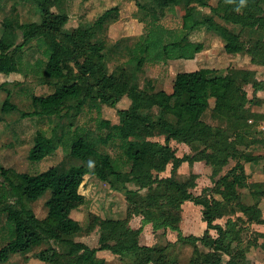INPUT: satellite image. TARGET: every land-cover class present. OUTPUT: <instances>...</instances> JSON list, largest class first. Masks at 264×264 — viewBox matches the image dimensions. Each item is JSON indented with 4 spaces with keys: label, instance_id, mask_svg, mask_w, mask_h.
<instances>
[{
    "label": "trees",
    "instance_id": "1",
    "mask_svg": "<svg viewBox=\"0 0 264 264\" xmlns=\"http://www.w3.org/2000/svg\"><path fill=\"white\" fill-rule=\"evenodd\" d=\"M3 1L6 0H0V11ZM9 1L32 3L40 20L17 24L22 37L18 45L11 22L5 21L4 28L8 30L0 39V73L4 76L15 73L18 53L35 40L44 48L46 58L38 75L39 85L55 88L46 96L33 95L32 110L20 112V117L71 120L85 107L94 109L97 117L93 130L73 131L71 121L59 134L57 128L52 134L38 131L28 155L29 161L40 162L62 147L69 158L83 162L82 165L56 166L34 175L16 173L0 165V178L7 186L0 188V215L6 216L0 262H7L13 255H21L27 262L31 254V258L43 264H106L97 254L108 251L122 264H181L172 259L167 248L191 245L193 253L186 264H250L249 251L264 250V233L256 232V237L245 246L242 233L246 223L264 225L258 206L259 199L264 197V183L248 182L246 164L258 163L263 158L248 149L264 145L242 128L256 118L252 114L249 117L247 105L264 102L256 97V93L264 91V82L256 78L253 70L229 67L221 73L202 68L177 74L171 92H149L139 87L136 73L145 63L193 60L204 46L188 38L202 29L222 40L231 61L239 57L249 65L264 67V0H245L243 5L240 0H218L215 6L209 0H136L140 13L137 19L146 25V33L135 47L131 71L110 70L105 45L96 37L102 26L117 14V8L105 10L92 24L67 31L68 15L52 12V7L63 0ZM180 4L185 5L181 16L185 35L181 40L171 39L162 21L167 15H175ZM194 4L209 8L211 14H200ZM247 85L253 88L251 99L245 90ZM123 98L130 105L117 112L119 123L104 119L102 107L113 108ZM16 109L8 96L3 111ZM208 110L216 119L226 122L227 127L214 132L202 120ZM157 136L164 137V143L151 140ZM114 141L119 142L122 157L113 158L99 150ZM171 141L196 147V152L178 157ZM231 160L236 164L221 175ZM200 162L211 168L214 186L194 195L198 175L192 173L180 181L177 173L184 163L192 166ZM169 165L170 175L161 177ZM243 189L253 199L252 204L244 201L239 191ZM93 190L123 197L119 215L117 211L116 214L108 211L109 216L89 213L88 230L99 229L97 248L69 238L81 230L72 214L85 206L87 193ZM46 193L50 195L46 203L48 213L39 220L27 202H35ZM186 202L201 207V219L206 224L201 237L181 233L182 206ZM135 217L141 218L137 229L129 225ZM222 218H226L223 226L215 224ZM148 224L153 232H176V242H168L163 248L141 245L143 228ZM210 231L216 236H211ZM258 238L262 243L258 244ZM49 241L63 245L65 251L52 246L33 251Z\"/></svg>",
    "mask_w": 264,
    "mask_h": 264
},
{
    "label": "rangeland",
    "instance_id": "2",
    "mask_svg": "<svg viewBox=\"0 0 264 264\" xmlns=\"http://www.w3.org/2000/svg\"><path fill=\"white\" fill-rule=\"evenodd\" d=\"M142 1V0H139ZM218 0H209L210 5L215 6ZM197 11L202 15L211 14L209 8H202L194 4ZM117 8V14L105 23L97 32V40H100L105 45L106 64L110 70L124 69L131 71L134 64L132 61L136 58L135 47L140 39L146 33V25L141 23L137 16L140 15L136 5V0H63L60 4L52 7V12L63 13L68 15L69 22L65 29L67 31L76 28L79 25L92 24L105 10ZM185 13V5L177 6L175 15H167L162 21L163 25L169 30L171 39L181 40L185 31L181 28V16ZM40 14L35 5L30 2L20 1H3L2 10L0 11V39L5 36L4 23L10 21L12 24L13 34L16 38L15 43L18 45L22 42L21 31L17 28V24H25L38 22ZM218 21V19H217ZM238 30L235 27H231ZM247 37H245L246 39ZM192 42H200L203 44V51L196 55L193 60H174L164 63H145L137 74V82L141 89L146 91H172L174 78L182 72H192L202 68L219 70L224 73L229 67L235 69L253 70L256 78L264 82V67L246 63L243 58L237 57V61H231L223 49L222 40L211 32H206L204 29L192 32L188 38ZM44 48L39 47L35 40L30 41L18 53V68L17 71L9 76H4L0 73V165L5 169L16 173L39 174L56 166L70 167L82 165L83 162L69 158L65 149L60 147L54 154L45 158L40 162H31L28 159L30 149L33 146L34 138L38 131H45L47 134H52V130L56 129L59 134L61 128L69 125L73 121L71 129L74 131L79 129L93 130L95 128L97 112L89 107H85L76 119H61L59 117H20V112H29L32 110V96H46L54 91L52 85H39V73L43 69V63L46 58L43 54ZM253 68V69H252ZM245 90L248 98L253 97L252 85H247ZM256 97L264 101V91L256 93ZM9 96V103L16 106L15 111L4 112L3 105ZM255 103V102H254ZM130 102L127 98H123L115 107H102V117L112 124L119 123L117 112L127 109ZM247 111L250 115H255L256 118H251L243 126V131L248 136L262 141L264 145V102L262 105L248 104ZM72 115V114H71ZM202 120L211 125L214 132L220 128L227 127V123L216 119L211 111H206L202 116ZM77 127V128H76ZM67 129V128H66ZM65 129V130H66ZM164 143V137L157 136L151 139ZM170 146L176 151L178 157L184 155H193L196 152V147L187 146L174 141L170 142ZM198 146V145H197ZM260 148V149H257ZM99 150L111 157H122L120 144L117 141L111 142L106 146H100ZM249 152L255 155H261L263 158L258 163L246 164L247 172L249 173V183L261 182L264 183V148L258 145L248 149ZM236 162L229 161V164L223 168L221 175L226 174ZM171 165L168 166L166 172L161 176L168 177L171 171ZM197 174L196 188L192 190L194 195H200L204 188L213 187L211 179V168L203 162L189 166L187 163L181 165L178 169L177 179L183 181L190 174ZM217 179V178H216ZM215 179V180H216ZM5 189L7 186L3 184V179L0 178V188ZM131 187V186H130ZM244 201L248 204L253 203V199L248 196L246 189L239 190ZM88 192V191H87ZM88 200L85 206L72 214V217L79 221L81 230L77 234L69 237L75 242H82L90 248L99 246V229L93 231L88 230L89 213L93 212L103 216H109L108 211L113 214L122 212L123 197L120 195L108 194L104 190H98L94 193L89 191ZM49 193H46L35 202H27V205L32 209L33 213L39 220L46 218L48 209L46 203L49 199ZM215 198H218L216 195ZM13 199H11L12 201ZM182 206V228L181 233L184 236L203 235L201 228V219L198 216L199 211L193 203ZM258 206L262 211L264 218V197L259 199ZM115 211V212H114ZM201 212V210H200ZM241 216V214H238ZM242 217V216H241ZM233 217V219H235ZM134 218L130 227H134ZM6 216L0 215V248L3 245V236L5 234ZM133 222V223H132ZM226 218L215 221V224L224 225ZM135 228V227H134ZM256 232L264 233V225L246 223L244 232L242 233V245L245 246L249 241L255 238ZM210 235L215 237L214 231ZM176 232H146L140 238L139 243L146 246L167 247L168 242H176ZM262 243V239L258 238V244ZM52 246L60 252L65 251V247L57 242L49 241L33 251L36 253L41 249ZM200 251H204L202 246H199ZM172 255V259L177 260L181 264H186L193 253L191 245H176V247H168ZM31 255V254H30ZM29 256V261H24L23 256L13 255L5 263L0 264H43ZM98 258L105 261L106 264H122V260L112 255L108 251H101L97 254ZM247 260L250 264H264V250L261 248H252L247 254Z\"/></svg>",
    "mask_w": 264,
    "mask_h": 264
},
{
    "label": "crops",
    "instance_id": "3",
    "mask_svg": "<svg viewBox=\"0 0 264 264\" xmlns=\"http://www.w3.org/2000/svg\"><path fill=\"white\" fill-rule=\"evenodd\" d=\"M253 66V68L254 67H256V65H252ZM252 68V69H253ZM254 70V69H253ZM195 164H197V163H195ZM165 173V172H164ZM164 173H162L163 175H164ZM160 176H161V174H160ZM161 177H163V176H161ZM164 177H166V176H164ZM184 204H186V205H190V203H188V202H186V203H184ZM196 209H198V211H199V217H200V219H201V212H200V210H201V207L200 206H194ZM135 220H134V227H133V229H137V228H139L140 227V225H141V218L140 217H135L134 218ZM133 220V219H132ZM131 220V221H132ZM201 221H202V219H201ZM133 223V222H132ZM183 223V222H182ZM182 223H181V225H180V228L181 229H183L182 228ZM130 224H131V222H130ZM201 228H202V230H203V232L206 230V224L202 221L201 222ZM162 231V230H161ZM161 231H158V232H161ZM146 232H153V230H152V227H151V225L150 224H148V225H145L144 226V228H143V232H142V235L144 234V233H146ZM167 232H169V231H167ZM211 232V231H210ZM142 235H141V237H142Z\"/></svg>",
    "mask_w": 264,
    "mask_h": 264
},
{
    "label": "clouds",
    "instance_id": "4",
    "mask_svg": "<svg viewBox=\"0 0 264 264\" xmlns=\"http://www.w3.org/2000/svg\"><path fill=\"white\" fill-rule=\"evenodd\" d=\"M245 3V0H240V4L243 5ZM239 10V9H237Z\"/></svg>",
    "mask_w": 264,
    "mask_h": 264
}]
</instances>
